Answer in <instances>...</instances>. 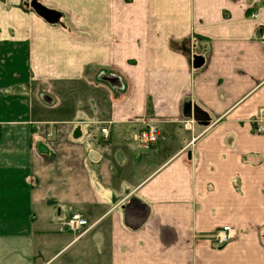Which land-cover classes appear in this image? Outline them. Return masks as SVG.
Segmentation results:
<instances>
[{
    "label": "crops",
    "instance_id": "1",
    "mask_svg": "<svg viewBox=\"0 0 264 264\" xmlns=\"http://www.w3.org/2000/svg\"><path fill=\"white\" fill-rule=\"evenodd\" d=\"M20 3L0 0V264H264V0Z\"/></svg>",
    "mask_w": 264,
    "mask_h": 264
},
{
    "label": "built area",
    "instance_id": "2",
    "mask_svg": "<svg viewBox=\"0 0 264 264\" xmlns=\"http://www.w3.org/2000/svg\"><path fill=\"white\" fill-rule=\"evenodd\" d=\"M259 113L260 118H258L254 123V131H256L257 133H264V119L262 118V115L264 114V107L259 108ZM141 123L143 124V126L133 131V139L143 144L156 141L159 134L157 123L148 120H141ZM100 132L103 135H106L108 133V128L105 124L100 127ZM48 135L50 137L52 136L51 133H49ZM92 226L93 224L89 223V221L80 213L74 212L69 217L59 222L58 230L71 232L74 234V239H77L81 235L85 234ZM234 233L235 231L233 227H231L230 225H223L216 229L210 235V238L213 245H215L216 247H220L227 241H229L234 236Z\"/></svg>",
    "mask_w": 264,
    "mask_h": 264
},
{
    "label": "water",
    "instance_id": "3",
    "mask_svg": "<svg viewBox=\"0 0 264 264\" xmlns=\"http://www.w3.org/2000/svg\"><path fill=\"white\" fill-rule=\"evenodd\" d=\"M34 7L37 10H39L40 12H44V11H42L43 10L42 8H39L36 5H34ZM185 114L188 117L193 116L194 119L202 120V119L206 118V114L201 109H199L198 107L191 106L189 103L186 104V106H185Z\"/></svg>",
    "mask_w": 264,
    "mask_h": 264
},
{
    "label": "rangeland",
    "instance_id": "4",
    "mask_svg": "<svg viewBox=\"0 0 264 264\" xmlns=\"http://www.w3.org/2000/svg\"><path fill=\"white\" fill-rule=\"evenodd\" d=\"M20 6L23 8V0H21Z\"/></svg>",
    "mask_w": 264,
    "mask_h": 264
}]
</instances>
